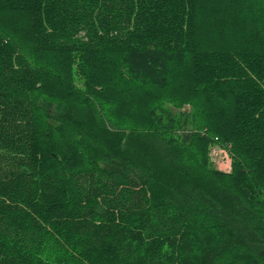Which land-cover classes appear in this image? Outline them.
<instances>
[{"label":"trees","instance_id":"obj_1","mask_svg":"<svg viewBox=\"0 0 264 264\" xmlns=\"http://www.w3.org/2000/svg\"><path fill=\"white\" fill-rule=\"evenodd\" d=\"M0 264H264V0H0Z\"/></svg>","mask_w":264,"mask_h":264},{"label":"rangeland","instance_id":"obj_2","mask_svg":"<svg viewBox=\"0 0 264 264\" xmlns=\"http://www.w3.org/2000/svg\"><path fill=\"white\" fill-rule=\"evenodd\" d=\"M228 154V150L224 146L213 144L209 147V162L214 168L223 172H229L231 169V160Z\"/></svg>","mask_w":264,"mask_h":264}]
</instances>
